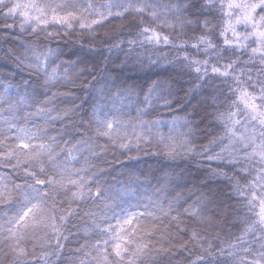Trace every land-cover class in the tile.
I'll return each mask as SVG.
<instances>
[{"label":"clouds","instance_id":"9594fccd","mask_svg":"<svg viewBox=\"0 0 264 264\" xmlns=\"http://www.w3.org/2000/svg\"><path fill=\"white\" fill-rule=\"evenodd\" d=\"M107 3L108 0H70L69 5L58 8L62 14L76 13L69 22L57 23L43 16L48 21L46 24L35 20L24 22L22 31L21 18L5 20L0 9V34L10 31L12 36L20 37L0 39V91L7 87L9 94L8 101L0 105L4 115H8L9 103H18L19 96L27 93L31 102L20 105L18 122L37 125L40 117L31 113L36 112L45 97L55 93L61 102L57 107L71 106L72 114L68 120L50 121L48 134L56 137V151L61 156L65 142L74 143L83 137L93 141L97 156L90 157L88 169L93 191L98 187L101 190L119 187L131 179L135 197L130 204L142 206L148 196L157 193L167 198L180 194L186 204L206 197L203 211L206 222L196 225L203 247L193 242L178 249L174 246L180 240L177 236L156 264H194L197 257L203 258L202 264H243L245 259L258 260L264 252L260 247L264 245V224L259 223L256 210L238 202L235 185L246 186L249 193L256 191L264 196V159L249 155L252 147L243 143L234 146L233 155L225 153L217 157L228 143V133L216 113L235 112L241 122L239 131L254 130L257 144L264 140V125L236 100L238 87L246 86L260 95L264 65L245 64L241 49L233 50L224 44L221 33L225 8L221 5L226 6V0H214V6L212 0H112L111 11L105 7ZM130 4L133 8L138 6V10L117 15L124 13ZM235 15L233 10V19ZM101 16L107 19L93 22L94 17ZM5 23H15L16 27L5 29ZM153 32L157 34L155 37ZM26 42L35 44L41 52L54 49L55 55L47 62L43 56L38 60L26 55ZM192 57L222 67L232 63L235 78L230 75L210 89L215 100L209 99L204 90L199 94L188 91L192 82L181 75L176 62L187 63ZM53 67L61 72L66 70L67 77L49 81L48 72ZM153 82L162 88L159 97H154L148 106L145 95ZM165 84L170 87H163ZM122 96L128 97L123 103ZM259 106L264 111V98ZM98 108L109 121L117 114L127 120L128 136L115 142L100 136L95 119ZM26 114H29L27 121ZM177 116L189 121L191 132L187 141L191 151L181 146L170 155L165 146L169 135L179 138L180 131H187H170L168 122ZM138 117L145 121L143 129L137 123ZM157 129L163 139L156 135ZM137 133H140L138 141ZM121 142L127 147L121 148ZM209 155L214 158L209 160ZM213 169L222 170V174ZM0 173L10 174L14 183L25 180L22 168L15 159L8 158L6 150L0 156ZM166 181V191L161 192ZM95 205L101 207V200H95ZM127 207L117 202L115 215H121ZM249 225L254 226L251 233L247 232ZM242 234L244 243L234 249L238 256H229L228 245L241 243ZM14 260L8 244H0V264H14Z\"/></svg>","mask_w":264,"mask_h":264},{"label":"snow or ice","instance_id":"6c2138e0","mask_svg":"<svg viewBox=\"0 0 264 264\" xmlns=\"http://www.w3.org/2000/svg\"><path fill=\"white\" fill-rule=\"evenodd\" d=\"M70 0H0V9L4 12L5 20L15 21L21 18L20 30L24 22L38 21L46 24L42 19L48 16L57 23L69 22L75 12H58V8L69 5ZM214 6V0H212ZM111 11L112 0L105 5ZM222 18L225 37L224 44L233 50L241 49L246 59L245 64L264 65V0H226ZM138 6L129 8L124 13L117 12L118 16L126 15L130 11H137ZM236 10L235 18L232 12ZM103 16L94 17L93 22L99 23ZM5 29L16 27L15 23H5ZM243 28V31L240 29ZM35 30V29H34ZM155 37L157 34L152 33ZM12 33L0 34V39H7ZM19 39V36H12ZM11 51V49H9ZM25 54L36 59L41 56L45 62L55 55V50L49 48L41 52L35 44L25 43ZM260 58L259 60L257 58ZM181 75L187 76L191 81L189 92L199 94L201 90L208 92V98L215 100V94L210 91L212 85L230 75L235 78L233 65L222 67L217 63L211 65L207 61L201 62L192 57L187 63L178 61ZM258 69V73H259ZM67 77V71L61 72L58 67H53L48 72L49 81H57ZM163 87H170L165 84ZM162 86L153 82L145 101L151 106L154 97H159ZM7 87L0 91V105L8 101ZM67 95V93H61ZM127 96L120 98L121 102ZM264 98V82L260 85V95L251 92L246 86L236 89V100L264 125V111L260 110L259 101ZM30 97L27 93L19 96L18 103L8 104V115L0 108V156L6 154L9 159H15L17 166L22 168L24 182H13L8 173H0V244L7 243L15 256L14 264H156L161 253H167L173 245L186 248L189 243H199L203 247V240L197 224L206 222L203 215L207 198L201 196L192 204H186L180 194L167 198L159 193L148 196L146 203L141 205L130 204L135 197L134 181L119 187H110L101 190L99 187L93 191L89 186L91 177L88 169L91 166L90 157L97 156L96 145L88 137L76 140L74 143L65 142L63 155L56 151V137L48 134L50 121L68 120L72 114L71 106L58 108L61 103L54 93L45 97L43 102L36 107L40 123L31 125L27 122H18L17 113L20 105L29 104ZM25 115V121L27 116ZM218 121L222 122L228 133V143L217 157L225 153L233 155L234 146L243 143L252 147L249 155L264 159V140L256 143L255 131L248 133L239 131L240 121L233 111H218ZM97 121L96 131L102 137L112 141L123 140L128 136L129 122L119 114L111 121L103 116L98 108L95 113ZM137 123L143 129L145 121L138 117ZM171 130L180 131V137L169 135L166 148L170 155L175 154L178 147L183 146L186 151H191L187 136L191 129L186 117H173L169 122ZM135 131V125H133ZM156 135L163 134L157 129ZM137 141L140 133L136 134ZM121 148L127 147L123 142ZM214 148H209L211 152ZM87 154V155H85ZM212 160L214 157H207ZM217 174L222 170L213 169ZM257 179H260L259 177ZM167 181L161 186V192L166 191ZM235 191L240 197L239 203L256 210L259 223L264 224V196L256 191L250 193L246 186L238 183ZM62 198V199H61ZM101 200L102 206L97 207L95 200ZM93 203H89V201ZM117 202L128 205L127 210L121 215H115L114 207ZM191 222V223H189ZM75 228L76 231L70 230ZM254 231V226L249 225L247 232ZM244 243V234L241 243H230L227 248L229 256L237 257L239 249ZM74 245V246H73ZM264 249V245L260 246ZM55 257V262L53 261ZM203 258L197 257L194 264H202ZM243 264H264V252L258 260Z\"/></svg>","mask_w":264,"mask_h":264},{"label":"trees","instance_id":"16d2710c","mask_svg":"<svg viewBox=\"0 0 264 264\" xmlns=\"http://www.w3.org/2000/svg\"><path fill=\"white\" fill-rule=\"evenodd\" d=\"M74 246V245H73Z\"/></svg>","mask_w":264,"mask_h":264}]
</instances>
